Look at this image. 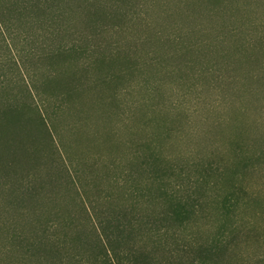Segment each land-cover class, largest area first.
<instances>
[{
	"label": "rangeland",
	"instance_id": "obj_1",
	"mask_svg": "<svg viewBox=\"0 0 264 264\" xmlns=\"http://www.w3.org/2000/svg\"><path fill=\"white\" fill-rule=\"evenodd\" d=\"M96 1H62L71 29L89 36L76 41L78 53L41 61L34 41H0V230L27 228L10 206L14 182H35L40 220L57 214L64 224L87 206L140 200L157 212L146 202L158 187L147 180L152 154L188 176L198 163L224 160L222 193L239 204L227 260L264 264V0ZM23 76L49 104L25 102ZM206 188L183 190L203 196L197 233L212 242L225 214ZM23 198L25 207L36 200Z\"/></svg>",
	"mask_w": 264,
	"mask_h": 264
},
{
	"label": "trees",
	"instance_id": "obj_2",
	"mask_svg": "<svg viewBox=\"0 0 264 264\" xmlns=\"http://www.w3.org/2000/svg\"><path fill=\"white\" fill-rule=\"evenodd\" d=\"M62 1L0 0V41H16L18 44L34 41L43 51L39 56L41 61L53 55L78 53L81 50L76 41H89V36L71 29ZM95 3L98 7H105L114 4V0H97ZM101 11L103 15L104 10ZM107 27L110 28L106 26L105 29ZM55 41L62 42L57 44ZM23 78L27 88L25 102L33 98L44 106L49 104L47 94L25 81V76ZM56 108L59 111L61 106L56 105ZM165 163L164 158L154 154L145 161L149 171L147 180L151 186L158 184L157 191L149 193L146 202L149 207L158 206L159 210L149 214L145 213L147 208L138 200L121 209L96 211L93 206L91 211L87 206L79 219L63 224V218L56 214L44 224L39 217L41 189H37L35 182L26 187L24 181L9 184L10 206L26 221L27 228L20 230L19 224L14 223L10 225L13 233L7 232L8 226H5L7 231L0 230L5 241L0 247V264H231L227 259L235 249L236 239L231 238L239 228V220L234 219V210L239 204L227 193H222L226 181L225 161L212 160L205 166L198 163L194 166L195 174L190 176L182 169L179 172L177 168L165 170ZM78 180L73 177L75 184ZM184 185H195L200 190L212 186V208H220L225 214L219 220L221 223L212 236V242L203 240L197 233L199 207L204 203L200 198L203 196L196 198V203L188 191L183 190ZM23 196L26 202L27 199L37 201H29L30 206L25 207L17 202ZM140 198L145 200L146 196L141 194ZM64 227H68L67 233L63 232ZM82 227L90 231L86 240L78 234ZM76 249L78 251L64 259L63 253Z\"/></svg>",
	"mask_w": 264,
	"mask_h": 264
}]
</instances>
